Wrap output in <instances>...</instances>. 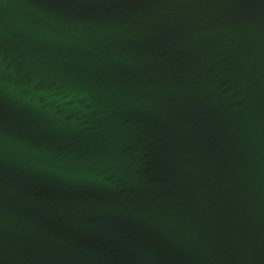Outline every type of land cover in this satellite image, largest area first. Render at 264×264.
<instances>
[{
	"label": "water",
	"instance_id": "water-1",
	"mask_svg": "<svg viewBox=\"0 0 264 264\" xmlns=\"http://www.w3.org/2000/svg\"><path fill=\"white\" fill-rule=\"evenodd\" d=\"M0 264H264V0H0Z\"/></svg>",
	"mask_w": 264,
	"mask_h": 264
}]
</instances>
